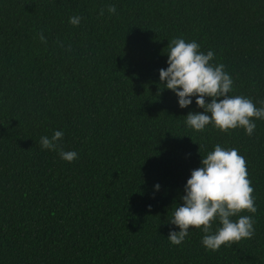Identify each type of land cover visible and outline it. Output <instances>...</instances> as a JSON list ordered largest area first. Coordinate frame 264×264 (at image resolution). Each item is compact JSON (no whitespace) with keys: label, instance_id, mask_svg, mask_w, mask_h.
I'll use <instances>...</instances> for the list:
<instances>
[{"label":"trees","instance_id":"1","mask_svg":"<svg viewBox=\"0 0 264 264\" xmlns=\"http://www.w3.org/2000/svg\"><path fill=\"white\" fill-rule=\"evenodd\" d=\"M177 37L264 106V0H0V264H264V119L251 136L189 127L204 110L159 79ZM57 130L71 163L41 147ZM217 144L246 159L255 234L211 251L193 227L173 245L169 220Z\"/></svg>","mask_w":264,"mask_h":264},{"label":"clouds","instance_id":"2","mask_svg":"<svg viewBox=\"0 0 264 264\" xmlns=\"http://www.w3.org/2000/svg\"><path fill=\"white\" fill-rule=\"evenodd\" d=\"M107 11L115 14L116 6L108 5ZM99 14L104 15L103 8ZM81 19L76 15L70 17L69 22L78 26ZM39 39L47 43L43 32L39 33ZM168 48V67L159 69L160 82L177 95L181 108L192 104V97H195L196 105L204 110L190 111L186 115L187 125L203 131L213 124L223 132L242 127L251 136L256 128L254 120L264 119V106L257 107L249 97L229 95L233 91V79L224 70V64L211 63L214 52L209 50L205 54L195 40L188 42L180 37L172 39ZM206 97L211 98L210 102ZM261 104L264 105V101ZM63 137L64 132L57 130L51 137L42 136L40 144L44 149L58 151L63 160L71 163L78 159V153L61 147L59 142ZM201 164L191 171L181 197L183 203L175 208L169 220L179 228L178 231L170 230L169 242L180 245L193 227L203 230L202 244L211 251L251 239L255 234V221L250 215H241L245 211L253 214L257 211L246 159L238 149H226L217 144L202 158ZM155 188L159 190L160 185L156 184ZM234 216L238 219L233 220ZM217 220L222 226L213 232V223Z\"/></svg>","mask_w":264,"mask_h":264}]
</instances>
